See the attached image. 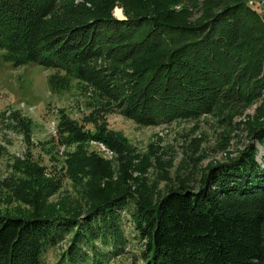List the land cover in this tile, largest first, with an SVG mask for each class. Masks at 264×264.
<instances>
[{
    "label": "rangeland",
    "instance_id": "1",
    "mask_svg": "<svg viewBox=\"0 0 264 264\" xmlns=\"http://www.w3.org/2000/svg\"><path fill=\"white\" fill-rule=\"evenodd\" d=\"M202 1L111 0L105 8L104 0H50L36 29L24 24L34 51L19 48L15 35L0 40V215L37 212L68 226L36 264H146L137 227L144 209L169 190L206 187L212 169L224 172L250 146L259 185L222 200L264 219V61L252 79L234 71L212 99L192 103V112L149 121L152 108L132 106L139 60L125 45L149 25L121 40L115 20L183 14L195 22ZM18 3L26 14V2ZM74 3L92 11L87 21L104 20L85 28L69 22ZM28 50L34 55L19 62L15 54ZM47 50L59 63L43 58Z\"/></svg>",
    "mask_w": 264,
    "mask_h": 264
},
{
    "label": "trees",
    "instance_id": "2",
    "mask_svg": "<svg viewBox=\"0 0 264 264\" xmlns=\"http://www.w3.org/2000/svg\"><path fill=\"white\" fill-rule=\"evenodd\" d=\"M18 1L0 0V40L15 35L19 48L29 46L34 51L38 47L33 43L35 36L23 31L24 24H32V31L36 29V16L51 6L50 0H23L26 14ZM103 3L108 8L111 0ZM72 5L68 16L76 19L68 21L81 28L104 20L97 16L87 21L91 18L86 15L92 11L83 3ZM199 11L195 22H188L183 14L114 22L123 27L121 40L133 37L129 29L149 25L136 36V42L125 45L127 55L139 60L131 71L132 106L142 104L145 111L152 108L146 115L149 121L174 111L192 112V103L199 98L212 99L219 84L234 71L238 76L246 72L249 79L258 75L264 61V17L260 11L246 0H203ZM47 52L50 54L43 58L49 64L59 63L53 50ZM29 55H34L32 50L18 52L15 57L23 62ZM77 71L83 75L81 67ZM228 167L224 172L212 169L210 184L199 191L169 190L153 208L144 209L137 227L146 241V264H264L262 215L232 210L222 200L259 185L254 181L258 167L252 146ZM62 222L37 212L25 218L0 215V264H36L43 247L52 245L67 230Z\"/></svg>",
    "mask_w": 264,
    "mask_h": 264
},
{
    "label": "built area",
    "instance_id": "3",
    "mask_svg": "<svg viewBox=\"0 0 264 264\" xmlns=\"http://www.w3.org/2000/svg\"><path fill=\"white\" fill-rule=\"evenodd\" d=\"M250 5H257L260 13L264 17V0H247Z\"/></svg>",
    "mask_w": 264,
    "mask_h": 264
}]
</instances>
